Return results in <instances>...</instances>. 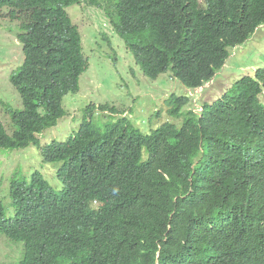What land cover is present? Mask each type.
<instances>
[{
	"label": "trees",
	"instance_id": "obj_1",
	"mask_svg": "<svg viewBox=\"0 0 264 264\" xmlns=\"http://www.w3.org/2000/svg\"><path fill=\"white\" fill-rule=\"evenodd\" d=\"M118 1L117 31L145 77L172 69L191 90L264 26V0ZM78 2L0 0V20L9 8L21 22L25 56L11 76L23 109L2 103L15 132L0 121V150L35 146L45 163H63V191L36 172L12 183L14 217L0 198V235L24 244L18 264H264V69L202 116L173 94L166 103L182 127L144 134L123 119L101 128L90 114L117 109L91 106L77 133L41 147L89 68L67 12Z\"/></svg>",
	"mask_w": 264,
	"mask_h": 264
},
{
	"label": "rangeland",
	"instance_id": "obj_2",
	"mask_svg": "<svg viewBox=\"0 0 264 264\" xmlns=\"http://www.w3.org/2000/svg\"><path fill=\"white\" fill-rule=\"evenodd\" d=\"M92 1L81 0L82 5L79 2L68 9L73 25L79 28L82 35L89 68L80 79L79 93H71L64 98L66 116L60 120L57 128L46 131L40 137L42 147L54 141L65 142L78 132L91 106L110 105L117 109L116 115L108 114L107 118L98 110L90 114L101 128L123 119L144 134H151L166 123L182 127V119H173L168 115L166 100L173 94L186 96L187 89L174 81L170 72L156 81L146 78L125 42L100 11L99 5L104 7L103 12L109 10L104 5L107 0H96L95 7H91ZM112 1L115 3V0ZM3 13L9 15V8H5ZM21 33L20 22L5 17L0 21V121L9 134L15 132V127L5 105L14 110L23 109L21 96L11 83V76L24 63L23 46L18 40ZM240 48L231 52L227 66L213 81L214 87L205 94V100L215 102L217 96H220L219 92H225L222 85L230 88L236 81L245 76L255 77L257 70L264 69V26ZM261 99L264 101V97ZM192 106H188L184 112L191 110ZM41 151L35 146L15 151L0 150V198L8 218L15 216L10 195L15 180L31 182L33 174L40 172L51 188L59 192L64 189L58 179V171L63 163H45ZM146 158L147 152L144 153ZM23 250L24 244L13 243L6 236L0 235V264H18Z\"/></svg>",
	"mask_w": 264,
	"mask_h": 264
},
{
	"label": "clouds",
	"instance_id": "obj_3",
	"mask_svg": "<svg viewBox=\"0 0 264 264\" xmlns=\"http://www.w3.org/2000/svg\"><path fill=\"white\" fill-rule=\"evenodd\" d=\"M95 1L96 0H93L92 2H91V4H92V6L91 7H95L96 5H95ZM199 1V0H198ZM79 2H81V0H79ZM79 2L76 4V5H78L79 4ZM97 2V1H96ZM199 3H200V5H201V7H206V5H207V0H205V2L204 3H201L200 1H199ZM113 4V5H112ZM204 4V5H203ZM76 5H74V6H76ZM81 5H82V2H81ZM109 10H107V11H105V12H103V10H104V7L103 6H101V5H99V9H100V11L102 12V14H104V16L106 17V19L108 20V23L109 24H112V28L114 29V31H115V33L118 35V36H120V38L124 41V39H123V37L118 33V31H117V26H119L120 25V23H121V10L119 9V1L118 0H115V3L112 1V0H107V3L106 4H104ZM74 6H72V7H74ZM72 7H70V8H72ZM112 7L114 8V12L113 13H111V9H112ZM70 8H68V9H70ZM68 9H67V12H68ZM4 11V10H3ZM9 11L11 12V10L9 9ZM10 14V13H9ZM3 15H4V13H3ZM69 15V14H68ZM4 17L7 19H9V20H11L9 17H8V15H4ZM4 17L2 18V19H4ZM69 18H70V16H69ZM1 19V20H2ZM0 20V21H1ZM71 20V19H70ZM11 21H15V20H11ZM19 22V21H18ZM72 22V21H71ZM21 23V22H20ZM75 26V25H74ZM77 27V26H76ZM78 28V27H77ZM79 29V28H78ZM79 32H80V30H79ZM81 34V33H80ZM82 36V35H81ZM251 40V39H250ZM249 40V41H250ZM125 42V41H124ZM125 45H126V43H125ZM127 47V46H126ZM243 47V46H242ZM241 49L240 47H237V48H235V49H233V50H236V49ZM128 49V48H127ZM233 50H231V52L233 51ZM239 51V50H238ZM131 52V51H130ZM231 52H230V58H231V56H232V54H231ZM132 53V52H131ZM133 54V53H132ZM133 56H134V54H133ZM135 58V57H134ZM230 58L226 61V64H225V66H224V68L227 66V63H228V61L230 60ZM24 60H25V56H24ZM135 61H136V59H135ZM136 64H137V62H136ZM138 65V64H137ZM175 65V64H174ZM224 68H222V70L224 69ZM222 70H220V71H218L217 73H216V75L214 76V78L211 80V81H209V82H207V83H205L204 85H202V86H200V87H198V88H195V89H193V90H191V89H187V91H188V94L186 95L187 97H189L190 98V105H193V111L196 113V115L197 116H202L203 114H204V111H205V109L206 108H208V107H210L211 109H215L220 103H222L223 101H224V99H225V96H226V94L229 92V91H231L232 89H233V87L235 86V84L236 83H238L240 80H238V81H236L235 83H234V85L232 86V87H227V86H224V85H222L224 88H225V92H219L220 93V96H217V98H216V101L215 102H209V101H207V100H205V94L209 91V90H211L213 87H214V85L212 84L213 83V81L215 80V78L217 77V75L222 71ZM258 71V70H257ZM171 74L173 73V71H172V69H171V71H169ZM168 72V73H169ZM143 73V72H142ZM167 73V74H168ZM165 75V74H164ZM145 76V75H144ZM172 76V78H173V80L174 81H176V82H178V83H180L179 81H177L174 77H173V74L171 75ZM256 76V75H255ZM246 77H251V76H245L244 78H246ZM147 78V77H146ZM243 79V78H242ZM241 79V80H242ZM181 84V83H180ZM182 85V84H181ZM176 95V94H175ZM178 96V95H177ZM186 96H184V97H186ZM171 97V96H170ZM169 97V98H170ZM178 97H180V96H178ZM262 97H264V89H263V92H262V94L260 95V100H261V102L263 101V99H261ZM168 98V99H169ZM167 99V100H168ZM166 100V101H167ZM264 102V101H263ZM262 102V104L264 105V103ZM166 105H167V103H166ZM189 105V106H190ZM167 107H168V105H167ZM168 115L170 116V114H169V107H168ZM66 116V115H65ZM171 117V116H170ZM63 119V118H62ZM60 122V121H59ZM59 124V123H58ZM167 124V123H166ZM165 125V124H164ZM57 127H58V125H57ZM57 127H55V128H57ZM80 128V127H79ZM54 129V128H53ZM51 130V129H50ZM48 131V130H47ZM46 132V131H45ZM44 132V133H45ZM43 133V134H44ZM77 133V132H76ZM43 134L42 135H40L39 136V139H40V142H41V136H43ZM75 134V133H74ZM67 141V140H66ZM54 142H59V141H54ZM53 143V142H52ZM50 145V144H49ZM32 147V146H31ZM41 147H42V142H41ZM46 147V146H45ZM45 147H42V148H45ZM41 149V148H40ZM42 156V155H41ZM95 205L96 206H98V203L96 202L95 203Z\"/></svg>",
	"mask_w": 264,
	"mask_h": 264
}]
</instances>
